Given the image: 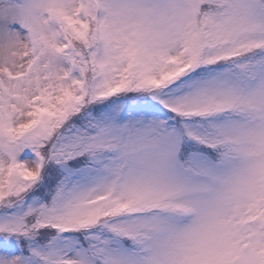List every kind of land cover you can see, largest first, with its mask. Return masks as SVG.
<instances>
[{
    "label": "snow or ice",
    "instance_id": "1",
    "mask_svg": "<svg viewBox=\"0 0 264 264\" xmlns=\"http://www.w3.org/2000/svg\"><path fill=\"white\" fill-rule=\"evenodd\" d=\"M0 264H264V0H0Z\"/></svg>",
    "mask_w": 264,
    "mask_h": 264
}]
</instances>
